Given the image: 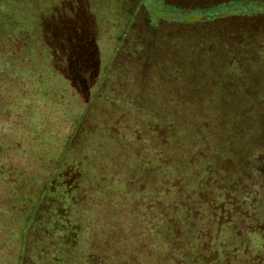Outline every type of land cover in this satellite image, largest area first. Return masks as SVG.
I'll use <instances>...</instances> for the list:
<instances>
[{
    "label": "trees",
    "instance_id": "1",
    "mask_svg": "<svg viewBox=\"0 0 264 264\" xmlns=\"http://www.w3.org/2000/svg\"><path fill=\"white\" fill-rule=\"evenodd\" d=\"M142 2L0 0V264H264V0Z\"/></svg>",
    "mask_w": 264,
    "mask_h": 264
},
{
    "label": "rangeland",
    "instance_id": "2",
    "mask_svg": "<svg viewBox=\"0 0 264 264\" xmlns=\"http://www.w3.org/2000/svg\"><path fill=\"white\" fill-rule=\"evenodd\" d=\"M154 1V3H148L147 2V0H143V2L142 3H140V5L138 6V7H136L134 10L135 11H137V12H143L144 14H145V17H146V21L149 23V22H151V24L153 25V24H155V25H157V23H158V25L160 24L159 22H157V21H160V22H162L163 23V21H165V20H171V18H168L167 16H163V17H156L155 15H154V10H153V5L154 6H156V4H158L159 3V0H153ZM152 1V2H153ZM151 2V1H150ZM163 5H166L165 3H163ZM130 11H133V9L132 10H130ZM85 24H90L92 21H90L89 19H85ZM92 25V24H91ZM79 39H81V38H79ZM107 39H110V37H109V35H107V34H105V33H103L102 34V37H101V40L103 41H108ZM93 54H96L94 51H92V63H96V60H95V58H94V55ZM110 56V55H109ZM127 113V115L124 117V119L122 118V116H121V118H120V121H119V123L118 124H120V126H118L117 127V129H120V128H125V130H124V134H125V138L126 139H128V140H130V139H132V136H136L137 138H139V139H141V137L138 135V133L135 131V120H133L132 119V117L129 119L128 117L130 116V112L129 111H127L126 112ZM117 115H121L120 113H117ZM140 122V128L142 129V128H144V129H149L150 128V126L148 125V126H146L144 123H142L141 121H139ZM101 123V127L103 128V126L105 125H103V123L102 122H100ZM109 126H111L112 128H113V124H109V125H105V127H109ZM100 127V128H101ZM111 128V129H112ZM104 130H105V128H103ZM121 131H122V129H121ZM134 138V137H133ZM44 171V170H43ZM138 203H140V204H142V202L141 201H139ZM133 226V228L131 227L129 230H128V232H127V236L128 237H130V236H132L133 237V239L137 236L136 235V232H139V230H137V228H140V226H134V225H132ZM142 231V230H141ZM142 232H144V231H142ZM142 237V234H140L139 236H138V238L137 239H134V240H138V239H140ZM131 241H133V240H131ZM122 251V250H121Z\"/></svg>",
    "mask_w": 264,
    "mask_h": 264
}]
</instances>
